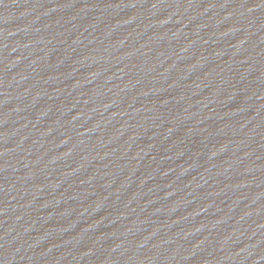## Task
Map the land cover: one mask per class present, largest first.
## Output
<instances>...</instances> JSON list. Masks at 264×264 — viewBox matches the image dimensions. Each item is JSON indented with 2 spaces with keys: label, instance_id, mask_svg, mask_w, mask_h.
I'll use <instances>...</instances> for the list:
<instances>
[{
  "label": "water",
  "instance_id": "obj_1",
  "mask_svg": "<svg viewBox=\"0 0 264 264\" xmlns=\"http://www.w3.org/2000/svg\"><path fill=\"white\" fill-rule=\"evenodd\" d=\"M0 264H264V0H0Z\"/></svg>",
  "mask_w": 264,
  "mask_h": 264
}]
</instances>
